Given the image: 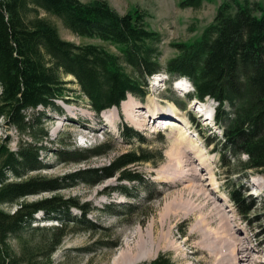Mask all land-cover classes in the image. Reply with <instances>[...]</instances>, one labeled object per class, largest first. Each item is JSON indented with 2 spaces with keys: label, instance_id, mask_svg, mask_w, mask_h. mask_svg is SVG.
I'll list each match as a JSON object with an SVG mask.
<instances>
[{
  "label": "rangeland",
  "instance_id": "rangeland-1",
  "mask_svg": "<svg viewBox=\"0 0 264 264\" xmlns=\"http://www.w3.org/2000/svg\"><path fill=\"white\" fill-rule=\"evenodd\" d=\"M106 1L118 14L134 10L145 13L147 27L161 36L159 58L164 65L176 53L171 43L198 38L224 0H202L198 8L180 7V0ZM257 1L264 3V0ZM37 14L49 20L64 40L75 44H100L116 52L113 45L97 38L73 34L59 19L43 10H37ZM159 77L154 75L146 79L144 97L128 94L126 100L133 110L124 114L120 107L95 112L69 74L63 75L66 92L55 101L58 111L42 106L28 111L30 115L43 114V126H36L34 132L39 135L43 129L47 136L37 141L43 145L39 151L43 167L27 172L25 177L58 178L78 170H99L132 150L148 152L154 160L136 163L133 167L143 174L144 183L119 181L115 173L94 184L78 182L2 205L4 210L12 212L22 200L31 202L58 194L75 198L91 209L83 222L78 223L76 219L81 218V211L69 208L73 221L63 223L66 232L54 247L49 229L25 228L8 239L12 252L19 255L25 251V257L31 256L41 264H112L115 261L127 264L135 246L136 255L143 254L137 249L140 240L156 236L160 237L159 247L153 250L151 258L135 264L149 262L159 254H165L173 264H232L228 253L244 245L250 248L255 259L264 261V208L261 204L264 172L254 170L243 175L237 159L228 154L223 161L230 159V165L225 166L217 150L220 146L217 140L222 138L221 128L207 125L216 103L209 98L202 104L188 98L192 87L186 78L174 82L168 74L169 80ZM177 80L184 83L183 89L177 87ZM197 109L203 110L205 117L199 116ZM154 110L162 113L150 117L146 125L137 126L129 120L131 116L139 118L141 112L142 116H147ZM71 112H76V119L71 118ZM103 115L110 116L111 122L103 120ZM125 125L135 129L140 138L125 139L122 132ZM180 127L184 129L182 134L192 140L190 148L175 143ZM80 135L86 137V141L80 139ZM21 137L29 139L26 135ZM4 139L8 140L10 150H16L20 134L0 118V143ZM103 143V153L85 155L84 149ZM158 152L162 153L161 159L156 157ZM192 172L198 174L194 179H191ZM8 178L16 179L11 174ZM118 185H123L129 194L114 189ZM233 188L245 190L242 194L253 201L247 213L229 197ZM127 205L136 208L130 210ZM34 217L32 227L49 228L60 223L44 219L42 212Z\"/></svg>",
  "mask_w": 264,
  "mask_h": 264
},
{
  "label": "trees",
  "instance_id": "trees-1",
  "mask_svg": "<svg viewBox=\"0 0 264 264\" xmlns=\"http://www.w3.org/2000/svg\"><path fill=\"white\" fill-rule=\"evenodd\" d=\"M178 4L198 8L202 0H180ZM37 10L56 17L77 36L113 45L116 52L100 44L62 39L57 28L38 16ZM160 42V34L147 27L145 13L134 10L118 14L106 0H0V118L20 134L16 150L9 149L7 139L0 143V264H41L31 256L26 258L25 251L19 255L12 252L8 239L25 228L49 229L54 247L66 232L63 223L73 221L69 208L81 211L78 223L91 210L75 198L58 194L31 202L22 200L12 212L2 205L78 182L94 184L115 173L119 181L144 183L143 174L133 167L154 160L148 152L132 150L99 170H78L58 178L25 177L27 172L43 167L39 159L43 145L37 141L47 136L43 129L39 135L34 132L36 126H43V114L30 115L28 111L40 106L59 110L55 101L66 92L64 74L75 78L98 113L119 108L128 94L144 97L146 79L156 73L163 71L174 80L184 77L192 86L188 98H209L216 103L214 119L222 134L217 150L222 161L226 154L237 159L246 176L249 171L264 172V3L222 1L198 38L171 43L176 53L164 65L159 58ZM122 132L127 140L140 138L131 126H123ZM103 146L84 149L85 155L103 153ZM157 154V158L163 157L161 152ZM241 155L246 158L241 159ZM223 163L229 166L230 159ZM8 174L16 179L10 180ZM122 186L114 189L128 195ZM244 191L233 188L229 197L247 213L253 201L242 194ZM261 204L264 208V194ZM37 212L60 223L49 228L32 227ZM142 264L173 263L159 254Z\"/></svg>",
  "mask_w": 264,
  "mask_h": 264
},
{
  "label": "bare ground",
  "instance_id": "bare-ground-1",
  "mask_svg": "<svg viewBox=\"0 0 264 264\" xmlns=\"http://www.w3.org/2000/svg\"><path fill=\"white\" fill-rule=\"evenodd\" d=\"M183 85H184V83H182L181 81L179 82L177 80V87H179L180 89H183L182 88ZM148 102H150V101H148ZM172 108H173L174 111L176 110L175 106H173V105H172ZM119 110L124 114V113H127V111L129 112V111L133 110V108L127 102V100H123L121 102V104H120ZM201 111H203V110H201ZM159 112L160 111L154 110V111H152L151 114H148L147 116H142L144 113L141 112V113L138 114L139 118L138 117L134 118L133 116H131V117H129V120L132 123H135L137 126L146 125V123H147V121L149 120L150 117L151 118L157 117L160 113H162V112H160V113ZM69 114H70L72 119H76V116H77L76 112H71ZM213 114H214V111L212 112V115ZM140 117H142V119H140ZM55 120H58V118H56ZM103 120L111 122L112 118L110 116L103 115ZM165 123H169V121H166ZM82 126L84 127L85 125H82ZM144 129H145V127H144ZM178 129H179L178 130V135L175 136L176 145L183 144V146H185V147L187 146V147L190 148V143H191L192 140H188V138H186V136L182 134L183 132H181V131H184L183 128L180 127ZM180 129H182V130H180ZM92 131H94L93 128H92ZM190 175H191V179H192L193 177H197L198 174L192 172V173H190ZM159 242H160V237H156V236H152L149 239L140 240V243L138 244L137 249H139L138 251L143 253V254L136 255V246H135L134 247V252L129 255V260H128L127 264H135V263H137L139 261H142V260L144 261V260H147V259L151 258L152 254H153V250L159 247ZM249 249L250 248H248L245 245L244 246H240L239 248L236 247L234 249H231L230 252L228 253V257L232 261V264H242L241 262H244V264H250V263H253V264L254 263L264 264V261L255 259L251 255ZM112 264H120V263L115 261Z\"/></svg>",
  "mask_w": 264,
  "mask_h": 264
}]
</instances>
